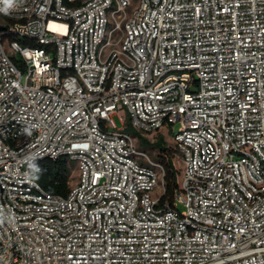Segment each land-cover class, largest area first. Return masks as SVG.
<instances>
[{
	"label": "built area",
	"instance_id": "1",
	"mask_svg": "<svg viewBox=\"0 0 264 264\" xmlns=\"http://www.w3.org/2000/svg\"><path fill=\"white\" fill-rule=\"evenodd\" d=\"M0 14V264H264V0H0ZM128 122L169 130L173 204ZM61 157L78 169L66 196L31 172Z\"/></svg>",
	"mask_w": 264,
	"mask_h": 264
},
{
	"label": "trees",
	"instance_id": "2",
	"mask_svg": "<svg viewBox=\"0 0 264 264\" xmlns=\"http://www.w3.org/2000/svg\"><path fill=\"white\" fill-rule=\"evenodd\" d=\"M8 24L9 22H7V25ZM6 36H8L9 40L19 39L24 44L31 43L37 45L33 40L18 38L12 33ZM126 130L137 136L138 146L140 148H151L154 151L155 158L153 160H159L163 164L165 169L164 185L166 189L164 199L173 204L176 191L179 187L178 177L181 170L174 162V156L177 151L176 147L174 146V148L168 145L166 136L163 133L155 135V140L152 141L150 138L137 131L130 122L127 123ZM74 163L75 161L71 158L61 157L56 160L36 163L31 167V172L34 179L44 190L52 194L66 196L71 190L73 171L75 168Z\"/></svg>",
	"mask_w": 264,
	"mask_h": 264
},
{
	"label": "rangeland",
	"instance_id": "3",
	"mask_svg": "<svg viewBox=\"0 0 264 264\" xmlns=\"http://www.w3.org/2000/svg\"><path fill=\"white\" fill-rule=\"evenodd\" d=\"M0 20H4L1 14H0ZM120 115H127V110L126 109H122L120 111ZM114 119L120 125L119 116L115 115ZM137 131H139V130H137ZM158 133H163L166 136V140H167L168 145H171L172 147L175 146L174 145V140L171 138V135L169 134L170 132H169L168 129H163V130L159 131ZM154 135L155 134H152L151 136L153 137ZM154 140H152V141H154ZM139 149H140V151L147 152L148 158L150 160H153L155 158L154 151L151 148H140L139 147ZM174 162H175L176 166H178L179 168L182 166V161H181L180 155H179V153L177 151H176V154L174 156ZM77 179H78V169H77L76 164H75V168H74V171H73V177H72V183L71 184H73ZM178 208L181 211H183L185 209V205L182 202L178 201Z\"/></svg>",
	"mask_w": 264,
	"mask_h": 264
},
{
	"label": "water",
	"instance_id": "4",
	"mask_svg": "<svg viewBox=\"0 0 264 264\" xmlns=\"http://www.w3.org/2000/svg\"><path fill=\"white\" fill-rule=\"evenodd\" d=\"M5 28H6L5 25H1V24H0V31H1V30H4Z\"/></svg>",
	"mask_w": 264,
	"mask_h": 264
},
{
	"label": "clouds",
	"instance_id": "5",
	"mask_svg": "<svg viewBox=\"0 0 264 264\" xmlns=\"http://www.w3.org/2000/svg\"><path fill=\"white\" fill-rule=\"evenodd\" d=\"M5 3L6 4H10L11 3V0H5Z\"/></svg>",
	"mask_w": 264,
	"mask_h": 264
}]
</instances>
